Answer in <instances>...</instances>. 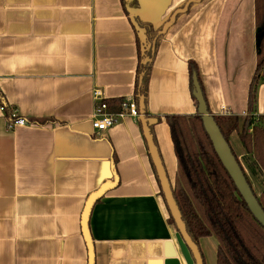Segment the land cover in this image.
Wrapping results in <instances>:
<instances>
[{
    "label": "crops",
    "instance_id": "obj_1",
    "mask_svg": "<svg viewBox=\"0 0 264 264\" xmlns=\"http://www.w3.org/2000/svg\"><path fill=\"white\" fill-rule=\"evenodd\" d=\"M137 1L139 16L157 31L189 0ZM131 20L124 0H0V90L11 113L28 122L8 129L0 106V264H89L83 210L115 175L117 185L90 219L102 254L97 262L148 263L174 254L186 264L140 119L125 116L103 135L92 125L95 89L109 103L136 97L139 52ZM260 33L255 0H205L162 39L145 109L156 120L152 132L173 188L178 160L166 117L198 114L190 62L198 66L210 114L244 118ZM256 116H264V83ZM229 143L260 196L263 186L237 131ZM134 244L145 250L133 255ZM148 244L159 245L153 257ZM218 245L214 236L199 240L205 264H217Z\"/></svg>",
    "mask_w": 264,
    "mask_h": 264
},
{
    "label": "trees",
    "instance_id": "obj_2",
    "mask_svg": "<svg viewBox=\"0 0 264 264\" xmlns=\"http://www.w3.org/2000/svg\"><path fill=\"white\" fill-rule=\"evenodd\" d=\"M124 5L132 18L131 22L137 37L139 67L134 99L140 111L142 97L145 98L146 104L153 66V63L148 64L146 61L149 58H155L157 49L165 35L157 38L162 29L154 30L151 24L139 16L137 0H124ZM194 5L191 4L188 11ZM183 7L184 5L181 8ZM255 11L256 25L261 33L256 70L249 88L247 115L244 118L215 117V120L228 143L230 134L238 132L241 142L252 157L247 161L250 171L258 179H263L264 116H256V113L258 89L264 83V0H255ZM154 45L155 54L152 56ZM189 71L192 91L193 75H198V66L195 62H190ZM192 98L196 102L193 94ZM122 103L123 100L114 103L108 102L116 112L121 111ZM0 106L6 118L11 119L12 113L1 90ZM145 115L148 116L147 113ZM166 121L170 127L178 160V177L173 193L190 236L198 245L202 238L214 236L217 239L219 243L217 264H264V228L252 215L234 181L216 154L212 141L205 130L202 117L199 114L191 117L167 116ZM32 122L39 125L49 123L48 120ZM245 176L252 187L246 172ZM263 182L264 179L261 182L263 185L261 195L255 194L264 209ZM170 222L175 226L171 216Z\"/></svg>",
    "mask_w": 264,
    "mask_h": 264
},
{
    "label": "water",
    "instance_id": "obj_3",
    "mask_svg": "<svg viewBox=\"0 0 264 264\" xmlns=\"http://www.w3.org/2000/svg\"><path fill=\"white\" fill-rule=\"evenodd\" d=\"M203 0H189L185 3L183 8L177 9L169 21L163 26L162 30L158 33L157 38L166 35L169 29L174 26L177 17L179 15H183L188 12V9L191 4L201 3ZM156 38V39H157ZM260 45V40H258V47ZM155 54V45L152 49V56ZM153 62V58L147 59L146 63L150 64ZM193 96L196 99L198 104V114L202 117L203 124L207 134L209 135L213 147L215 149L216 154L218 155L220 161L222 162L224 168L227 170L232 180L234 181L237 190L240 196L248 205L249 210L255 219L262 225L264 228V209L262 208L257 195L255 194L253 188L250 186L246 176L245 170L240 165L239 160L233 153V150L230 144L224 138L215 117L210 114L207 101L205 99L204 92L202 90L199 77L197 74L193 75ZM145 98H141L140 101V113L141 118L140 121L143 126V132L145 139L148 144L149 152L160 182V186L162 189V193L169 210L170 216L173 218L177 230V243L179 246V250L186 262V264H205L204 258L200 249V246L195 243L193 238L190 236L187 225L183 220L180 208L177 204V201L174 197L173 186L168 177L167 171L163 164L159 149L156 145L155 138L152 132V127L156 123V120L147 118L145 115ZM118 183V177L115 175L113 181H108L101 186L99 190L92 193L85 204L82 219H81V227L82 234L87 246L88 256H89V264H102V262H97V258H99L100 254L98 247L95 245L91 231H90V219L95 207V204L101 200L109 191H111ZM156 244H148L147 249L149 251V257H153L154 254L157 253ZM146 246L143 244H134L131 247L132 254L137 255V249L142 248L145 250ZM113 251L115 255H119L121 253L120 246L114 245ZM168 257L165 261H156L149 260L148 263L144 262H132L131 264H180L177 257L174 254ZM121 264V263H116Z\"/></svg>",
    "mask_w": 264,
    "mask_h": 264
},
{
    "label": "built area",
    "instance_id": "obj_4",
    "mask_svg": "<svg viewBox=\"0 0 264 264\" xmlns=\"http://www.w3.org/2000/svg\"><path fill=\"white\" fill-rule=\"evenodd\" d=\"M93 97L95 100V109L92 117V125L97 135L105 134L125 116H130L135 119L141 118V113L134 98L124 100L121 105V111L111 112L107 98L102 90L95 89L93 91ZM27 123V120L20 118L17 115V112L13 111L11 120H8L7 122V127L10 130H14L19 126L27 125Z\"/></svg>",
    "mask_w": 264,
    "mask_h": 264
},
{
    "label": "rangeland",
    "instance_id": "obj_5",
    "mask_svg": "<svg viewBox=\"0 0 264 264\" xmlns=\"http://www.w3.org/2000/svg\"><path fill=\"white\" fill-rule=\"evenodd\" d=\"M263 179H259L260 183L262 182ZM264 183V182H263ZM263 186V185H262ZM261 195V194H260ZM209 248H211L214 251L216 250V242L214 239H210L209 241Z\"/></svg>",
    "mask_w": 264,
    "mask_h": 264
}]
</instances>
